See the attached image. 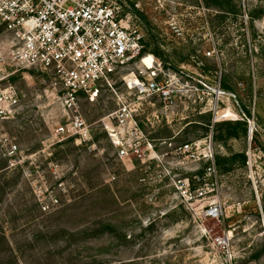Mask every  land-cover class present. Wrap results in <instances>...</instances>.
<instances>
[{
    "label": "rangeland",
    "instance_id": "rangeland-1",
    "mask_svg": "<svg viewBox=\"0 0 264 264\" xmlns=\"http://www.w3.org/2000/svg\"><path fill=\"white\" fill-rule=\"evenodd\" d=\"M256 1L124 0L145 52L198 91L168 106L138 100L122 80L113 89L99 87L93 101L81 94L88 145L56 135L68 115L39 78L2 65L11 74L2 86H12L19 102L12 115L0 117V264H264V216L256 211L264 154L249 137L216 144L204 127L208 113L217 121L239 118L234 94L245 96L250 75L247 108L252 125L260 120L264 143V18L254 21L253 32L245 13ZM239 5L242 14L234 12ZM225 73L236 84L234 94L220 89ZM118 98L135 109L146 137L141 158L118 157L108 139L104 124ZM197 140L213 156L244 150L246 167L206 176L208 162L175 152L181 142ZM215 203L219 218L206 216Z\"/></svg>",
    "mask_w": 264,
    "mask_h": 264
},
{
    "label": "built area",
    "instance_id": "built-area-1",
    "mask_svg": "<svg viewBox=\"0 0 264 264\" xmlns=\"http://www.w3.org/2000/svg\"><path fill=\"white\" fill-rule=\"evenodd\" d=\"M130 16L124 12V0H0V117L12 115L19 102L12 86H2L11 75L3 70L4 64L39 78L43 92L56 97L68 115V122L56 128L60 139L73 137L87 145L92 136L79 113L81 94L93 101L99 87L113 89L114 82L122 80L138 100L157 98L168 106L178 96L198 91L184 75L144 52L143 33L130 24ZM130 69H136V74ZM110 117L112 121L104 128L117 156L132 153L141 158L146 137L135 119V109L118 98ZM199 143L179 144L175 152L208 162L205 175L215 174L210 146L200 151ZM204 193L200 189L196 195ZM221 213L219 203L205 210L212 218Z\"/></svg>",
    "mask_w": 264,
    "mask_h": 264
},
{
    "label": "trees",
    "instance_id": "trees-1",
    "mask_svg": "<svg viewBox=\"0 0 264 264\" xmlns=\"http://www.w3.org/2000/svg\"><path fill=\"white\" fill-rule=\"evenodd\" d=\"M242 6L239 5L236 10L234 11L237 14H242ZM233 11L231 13H234ZM226 12H223V17H225ZM245 13L247 15V21L251 27V29L254 32L253 29V23L256 19L264 18V0H257L255 3L252 4L250 8L245 9ZM254 35V33H253ZM243 40L245 43V51L247 53V50L249 48L247 47V39L245 37V34L243 33ZM146 50L144 49V52ZM251 51V50H250ZM255 51V50H252ZM259 52L262 58V61H264V46L259 47ZM149 53V52H148ZM155 55L154 53H151ZM156 56V55H155ZM157 57V56H156ZM164 67H168L165 64ZM245 82L247 84V91L245 93V96H240L238 93H236V84L232 82V77L229 73L223 74L221 80H220V89L223 92H232L234 94L233 100L238 106L239 109V118L235 120H226V121H213V116L211 113L207 114L206 124L204 125L206 134L211 132L212 141L216 144H223L224 146L227 144L229 140L238 139L241 137H249L251 138V142L253 144V148L256 150H259L262 154H264V143L261 142V131H260V120H257V123L254 125L251 124L252 115L247 108V101L250 102L253 90H252V82H251V76L248 75L247 78H245ZM258 119V118H257ZM251 127V135L249 134ZM172 138V136H170ZM190 142V141H184ZM184 142H181L184 143ZM248 161V156L244 150H238V151H230L227 155H222L219 153H215L213 156V162L215 169H217L220 172H227L232 169L233 165H237L240 167H246ZM261 205L260 208L256 206L257 213H261L262 216H264V194H262V197L260 199ZM260 211V212H259Z\"/></svg>",
    "mask_w": 264,
    "mask_h": 264
},
{
    "label": "bare ground",
    "instance_id": "bare-ground-1",
    "mask_svg": "<svg viewBox=\"0 0 264 264\" xmlns=\"http://www.w3.org/2000/svg\"><path fill=\"white\" fill-rule=\"evenodd\" d=\"M148 63V61H146ZM230 113L227 111L226 114H224V116H228Z\"/></svg>",
    "mask_w": 264,
    "mask_h": 264
},
{
    "label": "water",
    "instance_id": "water-1",
    "mask_svg": "<svg viewBox=\"0 0 264 264\" xmlns=\"http://www.w3.org/2000/svg\"><path fill=\"white\" fill-rule=\"evenodd\" d=\"M213 121H216L215 117L213 118ZM249 132H250L249 134L251 135V127H250V131Z\"/></svg>",
    "mask_w": 264,
    "mask_h": 264
}]
</instances>
